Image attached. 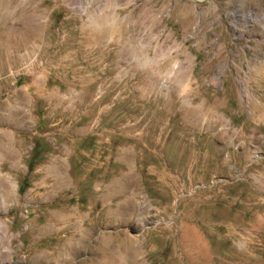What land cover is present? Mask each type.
Returning a JSON list of instances; mask_svg holds the SVG:
<instances>
[{
    "label": "rangeland",
    "instance_id": "1",
    "mask_svg": "<svg viewBox=\"0 0 264 264\" xmlns=\"http://www.w3.org/2000/svg\"><path fill=\"white\" fill-rule=\"evenodd\" d=\"M0 264H264V0H0Z\"/></svg>",
    "mask_w": 264,
    "mask_h": 264
}]
</instances>
